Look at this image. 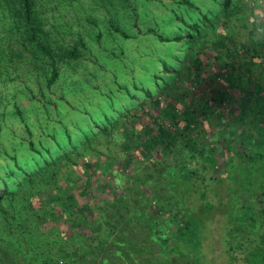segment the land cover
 Instances as JSON below:
<instances>
[{
	"label": "trees",
	"instance_id": "16d2710c",
	"mask_svg": "<svg viewBox=\"0 0 264 264\" xmlns=\"http://www.w3.org/2000/svg\"><path fill=\"white\" fill-rule=\"evenodd\" d=\"M96 1L106 5L120 2L123 6L119 10L125 11L126 0L91 3ZM235 1L249 7L250 26L244 25L249 37L243 38L245 47L241 51L236 46L240 43L236 35L212 40L219 65L214 80L201 67L196 53L220 24L227 27L231 0H223L222 13L216 16L217 27L215 18L204 14L203 24H186L187 33L171 38L160 35L153 27L147 28L145 34L156 36L160 42L186 40L185 59L191 63L182 62L183 69L173 72L164 64L163 72L175 73L173 78L179 81L184 77L189 80L194 73L197 84V91L184 90L181 94H171L168 82L142 88L145 99L155 104L167 102L161 111V122L148 115L153 130L147 129L148 122L138 130L126 109L117 117L106 116L101 124L84 131L80 139L59 148L55 155L40 158L30 171L20 174L11 169L0 188V264H212L203 250V237L217 213L223 216L220 227L226 223V236L220 233V240L228 264H234L239 253L244 264H264V85L255 72L264 47V22L253 19L256 6L260 10L264 0ZM1 2L24 48L37 49L39 55L35 54L34 59L39 60L37 71L43 73L40 78L45 88L54 91L52 86L60 77L61 65H71L72 71L76 63L87 67L83 38L71 45L59 44L56 33L44 29L37 0ZM157 2L161 6H156L164 8L168 4ZM178 2L189 4L187 0ZM127 4L130 13H135V21L139 20L141 11ZM160 11L168 14L165 9L155 10ZM85 19L92 25L98 21L93 16ZM259 26L263 30L256 37ZM109 28L112 35L134 38L116 25L110 24ZM0 52L7 54L4 49ZM18 53L10 54L9 62L14 68L23 66L22 53ZM218 55H223L222 61ZM32 58L24 65L30 66ZM91 59L94 71L89 73L96 80L90 83L94 79L84 75L72 82L80 93H98L106 77L97 72L100 66ZM162 76L156 72L153 78L159 80ZM114 81L115 77L109 83ZM41 84V97L31 94L27 104H51L54 108L65 105L60 96L46 97ZM158 91L165 96L152 100ZM179 99L178 117L170 107ZM180 120L184 125L179 132L166 124ZM24 126L29 129L28 123ZM28 144L33 153L41 155L32 141ZM136 150L142 156H137ZM148 154H154V159L143 161ZM113 165L123 171V180L108 174ZM95 170L101 175L98 186L92 181ZM76 171L86 177V185L79 192L90 194V198L77 196L75 183L80 176ZM96 194L103 195L94 200Z\"/></svg>",
	"mask_w": 264,
	"mask_h": 264
},
{
	"label": "rangeland",
	"instance_id": "374dc122",
	"mask_svg": "<svg viewBox=\"0 0 264 264\" xmlns=\"http://www.w3.org/2000/svg\"><path fill=\"white\" fill-rule=\"evenodd\" d=\"M1 1L0 49H4L7 54L0 55V188L3 187L4 178L7 177L11 169L20 174L30 171L37 166L40 158L55 155L59 148L69 146L70 141L75 143V140L80 139V134L95 128L97 124H101L106 116L111 117L117 114L115 116L117 117L119 113L129 109L130 122L138 130L146 122L149 126V114L153 115L156 121L161 122L164 115L161 114V111L167 102L155 101L157 102L155 104L149 98L145 99L142 90L148 87L153 88L156 84L161 86L164 82H168L170 85L168 91L171 94H181L184 90L188 92L197 91V84H194V73L190 75L189 80L184 77L179 81L173 78L175 73L163 72L164 64L173 72L183 69L182 62L184 65L191 63L190 59H185V52H188L186 40L177 43L173 41L160 42L156 36L145 34L147 28L153 27L160 35L163 34V36L171 38L177 34L187 33L189 27L186 24L190 26L203 24L202 17L204 14L214 17L217 21L216 16L220 15L221 10H223V0H187L189 4L179 3L178 1L181 2V0H161L165 4L168 2L165 8L159 7L161 3L157 2L158 0H155L156 3H152V0H126L132 7L134 6L139 12L141 11V18L135 21V17H133L135 13L133 10V15L130 13L126 1L124 2L125 11H120L119 7L123 6L120 2L116 5H112L113 3L106 5L98 1H96L97 4L91 3L92 0H37V11L45 20L43 27L45 30H52L54 35L56 33L59 44L71 45L82 37L87 47L85 51L87 53L85 54L87 67H85L84 62V64L76 63V70L72 71L71 65H61L60 77L52 86L54 87V91H52L51 88L47 89L43 83L41 84L40 76L43 73L37 71L40 67L37 64L39 60L34 59L35 54L39 55L37 49L34 46H29L28 49L24 48L21 39L17 38L19 32L12 30L14 28L12 18L2 7ZM158 8L168 10V14H164L162 11L156 13L155 10ZM248 8L243 1L236 3L235 0H231L227 10L230 15V18L228 17L226 20L227 27L221 26V24L218 26L219 20L216 24L213 23L214 27H218L212 35L208 36V43L205 47L201 46L199 52L196 53V58L201 59V67L207 70L210 79L214 80L213 76L216 75L214 73L218 71L216 68H219L218 60L214 58L215 52L212 48L215 46L212 40L218 39L222 35H229L230 38L232 35H236L240 42L236 45L238 50L244 49L243 42L245 40L243 38L249 37L244 25L248 24L249 27L251 21ZM260 8L259 10V5L256 6L253 19H256L257 22L261 20L264 22V5ZM171 9L177 15H174ZM91 16L96 18V21L98 20L97 24L94 23L96 26L89 24L88 20L85 19V17ZM135 22H137L136 25H134ZM110 24L134 35V38L126 39L119 33L112 35L109 28ZM139 29L143 30L139 31ZM262 30L263 28L259 26L258 32L254 35L260 37ZM120 48L122 51L119 53ZM12 52L22 53L21 64L23 66L18 67L17 65L14 68L9 62ZM88 52L91 53L88 54ZM259 55L261 59L257 62L258 70L255 72H257L258 81L264 85V47L260 49ZM218 56L219 60L222 61L223 55ZM91 57L100 66L97 68V72L106 77L105 80L101 81L100 87L97 88L98 93H80L72 85V82L85 77L94 79L90 83H94L96 80L89 73V70L94 71V63L91 62ZM29 58H32L33 63L27 67L23 62ZM156 72L163 75V78H159V80L153 78ZM84 75L86 76L84 77ZM114 77L115 81L110 84V79L113 80ZM40 84L43 86L46 97L56 98L60 96L65 105H61L62 108L60 106L54 108L51 104L44 105V107L39 106L40 103L27 104L26 100L32 98L30 97L31 94H36L37 98L41 97L39 93ZM205 90L207 89L205 88ZM63 94L64 97H62ZM164 96V93L158 91L152 96V100L162 99ZM143 101L146 102L141 105ZM180 102L179 99L176 105L173 104V107H170L172 108L171 112L178 117V112L181 110ZM139 105L142 106V109H137ZM17 108L21 110V113L17 112ZM228 113L226 114L229 115ZM227 120L230 122L229 118ZM26 123L29 125L28 130L24 126ZM169 123H166L167 126H171L174 132L181 131L184 125L182 120L173 125ZM232 125H227V128L233 127ZM147 129L153 130V127L149 126ZM29 140L33 142V147L40 150V156L30 150ZM135 154L142 156L138 150ZM136 155L135 158H137ZM153 156L154 154L143 156V161L152 160L155 157ZM76 172L80 176L75 183L77 196L90 198V194L79 192L86 185V177L79 171ZM122 172L117 165H113L108 174H114L121 181L124 177ZM94 173L96 175L92 181L98 186L100 183H97V180L101 178V175L97 170ZM11 179H14L13 176ZM7 184L10 186V181ZM113 185L114 187L117 186L114 183ZM102 195H97L93 199L98 200ZM222 219L223 216L217 213L215 219L210 222L209 232L203 237V250L211 258L212 264H228L229 262L220 240L221 234L226 236V223L222 225V228L220 227ZM59 226L63 230L65 229L64 225L60 224ZM242 256V253H239L234 264H244Z\"/></svg>",
	"mask_w": 264,
	"mask_h": 264
}]
</instances>
